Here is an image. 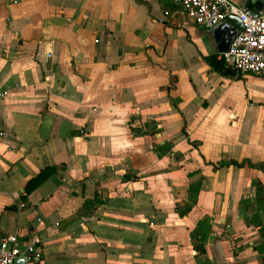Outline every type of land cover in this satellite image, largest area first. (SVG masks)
Instances as JSON below:
<instances>
[{
  "label": "crops",
  "instance_id": "1",
  "mask_svg": "<svg viewBox=\"0 0 264 264\" xmlns=\"http://www.w3.org/2000/svg\"><path fill=\"white\" fill-rule=\"evenodd\" d=\"M175 8L0 0V239L34 237L25 264H264V75L215 68Z\"/></svg>",
  "mask_w": 264,
  "mask_h": 264
},
{
  "label": "built area",
  "instance_id": "2",
  "mask_svg": "<svg viewBox=\"0 0 264 264\" xmlns=\"http://www.w3.org/2000/svg\"><path fill=\"white\" fill-rule=\"evenodd\" d=\"M176 6L185 19L204 28H210L227 14H234L242 23V29L231 38L226 50L219 52L223 65L234 72L264 75V6L249 7L246 0H166ZM2 90L0 95L5 94ZM6 131H0L2 138ZM35 238L29 237L23 248L17 246L15 233H7L0 239V264H13L16 257L29 260L34 253Z\"/></svg>",
  "mask_w": 264,
  "mask_h": 264
},
{
  "label": "water",
  "instance_id": "3",
  "mask_svg": "<svg viewBox=\"0 0 264 264\" xmlns=\"http://www.w3.org/2000/svg\"><path fill=\"white\" fill-rule=\"evenodd\" d=\"M251 2L254 8L260 9L264 0H251ZM241 29V21L230 13L225 14L220 21L212 25L210 30L212 31L217 51L226 50L233 35ZM13 264H25V260L22 257H16L13 260Z\"/></svg>",
  "mask_w": 264,
  "mask_h": 264
},
{
  "label": "trees",
  "instance_id": "4",
  "mask_svg": "<svg viewBox=\"0 0 264 264\" xmlns=\"http://www.w3.org/2000/svg\"><path fill=\"white\" fill-rule=\"evenodd\" d=\"M245 4L249 7H252V4L250 2V0H246L245 1ZM208 60L212 63V65L215 67V68H219L220 65H221V60L219 58H217L215 55H211L208 57ZM233 164L235 165H241L242 162H237L233 159L230 160Z\"/></svg>",
  "mask_w": 264,
  "mask_h": 264
}]
</instances>
